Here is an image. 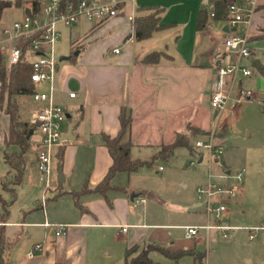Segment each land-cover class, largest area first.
Here are the masks:
<instances>
[{"label": "crops", "instance_id": "0c3cea01", "mask_svg": "<svg viewBox=\"0 0 264 264\" xmlns=\"http://www.w3.org/2000/svg\"><path fill=\"white\" fill-rule=\"evenodd\" d=\"M209 1L123 0L117 15L91 21L87 42L82 43L73 60L59 63L54 99L68 113L60 125L63 141L51 158L47 182H40L36 157L39 132L32 131V154L27 155L23 180L16 185L27 188L31 195L25 215L16 222L20 227L27 226L24 232L28 252L9 258L12 246L8 258L13 264H120L126 248L147 243L169 250H190L192 253L186 255L192 257V264L239 263L232 255L216 254L218 242L210 237V230L200 228L196 236L186 235V225H202L208 218L204 199L197 196L190 184L194 171L185 169V173H180L182 168L174 154L168 158L169 170L155 165V160L162 158L158 155L161 144L171 141L175 132L185 131L187 125L203 130L213 125L209 110L199 103V98L204 92L208 93L206 99L210 98L216 66L227 60L222 43L230 29L224 20L216 19H210L203 29L196 27L199 9ZM151 6L163 7L160 23L167 27L137 39L133 19L147 12L139 7ZM174 6L182 8L175 9V13L185 18L165 16V10L169 12ZM179 23L183 35L188 28L187 46L175 38V46L168 49V42L160 34ZM182 34L177 33L176 37ZM248 36L251 63H264L256 56V43L264 40V0H258ZM152 51L159 55L147 60L145 57ZM70 91L75 95L69 96ZM35 106L26 120L34 119ZM122 108L130 117L122 141L130 143L131 157H156L151 165L136 171L116 172L111 183L122 189H109L105 195L85 191L78 195L76 203L72 192L81 190L85 183L90 189L95 187L112 163L102 134L115 136L119 132ZM2 115L8 121V115L0 109ZM7 129L8 122L5 127L0 124L3 146ZM59 148L63 149L61 161L57 155ZM202 159L200 154L197 161ZM196 200L202 202L201 207L196 206ZM228 200L224 220L233 226L229 235L238 226L233 223ZM45 221L51 225H43ZM10 223L6 221L5 226ZM57 223L67 224L65 233L55 234L53 225ZM259 227L246 228L249 238L254 237L252 230ZM20 230L6 233L14 237L15 233L20 235ZM38 243L40 248L34 249ZM227 244L228 250L233 249L232 242ZM30 249L35 253L31 251L32 256L28 257ZM196 254L203 256L198 259Z\"/></svg>", "mask_w": 264, "mask_h": 264}, {"label": "rangeland", "instance_id": "374dc122", "mask_svg": "<svg viewBox=\"0 0 264 264\" xmlns=\"http://www.w3.org/2000/svg\"><path fill=\"white\" fill-rule=\"evenodd\" d=\"M27 0H22L21 6ZM19 6H9L4 8L1 16L0 25L7 24L15 19L23 16L24 10ZM177 7V6H176ZM180 6H178L179 8ZM172 7L169 12L165 10V16L182 20L185 18ZM182 9L181 7L179 8ZM214 22V21H213ZM91 21L87 19H80L74 21L69 25L58 23L57 28L60 30V36L55 43L57 55L72 56L71 60L76 57L82 43L87 42V30ZM182 26L179 23L177 26L164 29L160 34L163 35L165 41L168 42V49H173L174 43L179 42L184 47L187 46V29L182 32ZM244 30L242 23H237L233 30ZM76 36L73 37L72 33ZM180 33L183 36L176 37ZM176 38V42H175ZM178 39V41H177ZM184 39V40H183ZM186 40V41H185ZM188 42V41H187ZM165 49V48H164ZM256 56L264 60V40L256 43ZM229 56H227V59ZM69 59L61 60L59 63H67ZM225 61V60H224ZM242 64L252 70L250 76L237 75V80L234 84L235 88L231 94V99L227 104L221 108L216 109L210 106V102L206 99L207 92L203 93V97L199 98V103L209 110L210 118L213 125L204 130L205 134L190 135V139L194 148L191 152L186 146H178L174 150V156L180 162V173H185V169L194 171V177L191 179V187L194 189L199 184H205L209 179L214 181H225L221 178L225 174V170H229V180L233 181L231 176L238 171H242V182L239 191L232 195L228 200V207L233 211V223L238 227L232 230L227 237H223L216 230H210V237L217 240V253L221 256L232 255L237 264H259L264 262V75L260 74L258 70L251 63L250 57L243 58ZM241 79L239 82L238 79ZM241 86L243 89L252 91V95L239 101H235L236 89ZM7 94L5 93V100ZM18 103L20 108V117L28 119L30 111L33 107V99L31 96H18ZM7 118L0 116V124L3 127L7 125ZM195 127V126H194ZM214 133L215 137L219 139L220 152L209 151L208 148L196 147L194 145L197 138H208L210 134ZM193 136V137H192ZM0 182L10 177V166L4 159L3 144L0 143ZM15 149V147H13ZM32 154V153H30ZM203 155L202 161L198 162L199 155ZM31 155H29L30 157ZM37 157V155H36ZM218 157V160L214 158ZM170 158V157H169ZM193 161V165L190 164ZM182 163V164H181ZM161 164L168 170L171 168L170 159L160 158L155 160V165ZM211 174V178H209ZM193 188V187H192ZM27 188L16 186L15 197L8 206V219L11 223L5 226V231L10 232L12 229L20 228L19 238L12 247V252L9 258L13 255H22L26 252L27 246L25 238L26 225L22 227L16 225V222L21 221L24 211L28 209L29 197L31 196ZM0 197L10 201L11 194L4 190L0 184ZM196 206H202L201 201H194ZM1 211V204H0ZM26 220H28L26 218ZM253 229L254 237L249 238L247 227H257ZM207 231L202 229V231ZM201 231V230H200ZM233 244L232 248L228 250L229 245ZM145 245H140L143 247ZM33 249H30V252ZM28 252V251H27ZM35 253V251H33ZM150 256L155 261H160L166 264H192V257L189 255L182 256L178 261L166 257L165 255L152 251ZM262 260V261H260Z\"/></svg>", "mask_w": 264, "mask_h": 264}, {"label": "built area", "instance_id": "2783aa9c", "mask_svg": "<svg viewBox=\"0 0 264 264\" xmlns=\"http://www.w3.org/2000/svg\"><path fill=\"white\" fill-rule=\"evenodd\" d=\"M29 2L30 12L24 11L23 16L7 24L0 25V52L4 56V64L7 71L18 62L29 63L32 67L30 79L33 90L31 98L36 109L34 119L37 127L33 130L39 132V141L36 151L38 179L47 182L50 172L51 158L55 148L61 144L60 125L67 117L66 108L55 101L54 92L60 55H57L55 43L60 36L58 23L66 25L82 18L89 21H100L118 14L119 4L123 0H34ZM258 0H235L228 4L227 17L224 20L230 29L223 37V46L229 58L216 66L214 78L210 88V106L216 109L223 108L231 99L237 75L250 76L252 70L242 64L243 58L251 56L249 45L248 26ZM210 17L214 12L210 10ZM237 23L244 25V30H233ZM117 52L118 48H114ZM241 82V79H238ZM75 92L70 91L69 96ZM252 91L236 89L235 101L248 98ZM196 147L208 148L209 151L220 152L219 139L214 133L208 138L195 140ZM193 164V161L191 162ZM225 181L209 179L205 184L196 186V194L204 199V211L207 215L206 223L202 225H186V235L194 237L200 228L207 230L216 229L223 237L228 236L232 225L224 220V212L227 209V199L240 189L242 171L233 174L230 181L228 174H222ZM211 178V174H209ZM143 200V199H142ZM43 225L49 226L48 221ZM56 235L65 233L67 224H54ZM123 230L126 226L122 227ZM250 237L253 234L250 233ZM40 243L34 246L39 249ZM28 257L32 253L27 254Z\"/></svg>", "mask_w": 264, "mask_h": 264}, {"label": "trees", "instance_id": "16d2710c", "mask_svg": "<svg viewBox=\"0 0 264 264\" xmlns=\"http://www.w3.org/2000/svg\"><path fill=\"white\" fill-rule=\"evenodd\" d=\"M235 0H210L208 5L201 7L198 11L196 27L203 29L207 26L210 19L225 20L227 17L228 4ZM29 2L35 3L34 0H27L21 6L22 0H0V21L4 8L9 6H21L24 11L30 12ZM120 6V4H119ZM145 9L146 13L138 14L133 19L134 37L142 39L150 36L154 31L167 27V24L160 23L161 13L163 7H139ZM213 10L214 15L210 17V10ZM159 55L158 51L150 52L145 58L153 60ZM69 58H72L70 56ZM254 67L258 72L264 75V63L258 60L253 61ZM32 67L29 63L23 61L14 64L9 71L6 70L4 64V56L0 52V109L8 115V129L4 137V159L10 166V177L1 181L2 188L9 191L11 200L0 197L1 211H0V264H13L8 258L10 248L19 238V233H15L14 237L7 235L5 231V222L8 219V206L15 197V186L20 184L23 180L27 155L30 153L31 134L33 129L37 127L35 119H22L20 117V108L18 103V96H30L33 90L30 74ZM5 93L7 98L5 100ZM16 99V100H14ZM125 110L122 108L120 112V130L115 136L103 133V143L107 147L111 157L112 163L109 166L105 176L92 189L85 183L81 190L73 191V197L77 203L78 195L85 191L99 192L106 194L109 189H122L118 185H113L111 180L116 172L127 171L133 172L142 166H149L152 164L154 158L146 160L139 158H132L130 155V143L123 142V134L130 122V117L125 115ZM203 129L187 125L185 131L175 132L171 141L162 143L158 155L162 158H169L178 146H186L191 152L194 151L190 135L205 134ZM15 147V149H13ZM59 160L63 156V149L59 148L57 151ZM26 212V211H25ZM151 251H157L171 258L175 261L186 254H191L190 250L177 249L169 250L155 243H147L145 246L132 245L126 248L124 258L120 264H166L160 261H155L150 256ZM202 254H196L198 259L202 258Z\"/></svg>", "mask_w": 264, "mask_h": 264}, {"label": "water", "instance_id": "95a60500", "mask_svg": "<svg viewBox=\"0 0 264 264\" xmlns=\"http://www.w3.org/2000/svg\"><path fill=\"white\" fill-rule=\"evenodd\" d=\"M70 56L68 55H61L60 56V60H66V59H69ZM15 100V99H14Z\"/></svg>", "mask_w": 264, "mask_h": 264}]
</instances>
